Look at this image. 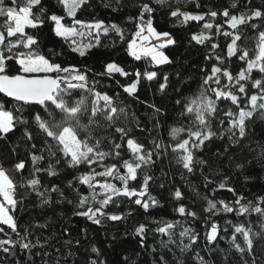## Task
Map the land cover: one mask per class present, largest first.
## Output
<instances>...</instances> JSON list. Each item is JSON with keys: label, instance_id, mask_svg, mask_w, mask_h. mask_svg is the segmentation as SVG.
<instances>
[{"label": "snow or ice", "instance_id": "obj_1", "mask_svg": "<svg viewBox=\"0 0 264 264\" xmlns=\"http://www.w3.org/2000/svg\"><path fill=\"white\" fill-rule=\"evenodd\" d=\"M58 3L63 6L66 16L72 19L71 26L62 23L64 16L53 13L42 18L37 15L33 9L41 6V0H0V93L17 102L16 111L19 113L14 115L13 112L5 110L4 105H0V140L9 139L8 134L15 131L17 124L25 125L23 139L28 142L32 152L31 171L25 186L40 199L41 207L53 203V193L59 198L57 202L62 200L68 204L73 203L66 195V191L71 190L76 207L80 209L75 214L96 225H101L104 220L124 221L127 216H131V211L127 214L118 213L117 210L122 204H135L147 213L150 208L159 205L149 192L150 182L154 178L148 170L156 163L154 157L159 158L171 148V151L176 153V163L192 174L197 164H206V161L194 158L193 150H202L206 141L217 136V131L213 130L214 126L219 130V138L227 136L231 144L239 145L246 137L248 123L264 120V8L255 7L252 0H248L246 10L240 11L239 14L231 11L238 7V0H233L228 8H214L197 13L185 11L181 7H172V0H140L137 16L129 17L137 30L127 43L128 55L137 61L141 60L142 55L150 56L155 65L171 63L168 56L156 47L138 48L137 45L138 39L148 40L149 36L145 33L157 38L170 37L169 33H158L153 28L154 14L160 9H168L171 17L182 18V24L202 22L201 32L193 34L191 39L200 45H204L206 41L210 42L205 60H215V63L205 65L201 69L203 77L198 94L186 98L183 102L181 99L175 101L177 105H182L181 116L187 117L189 121L187 128L170 129V138L177 143L165 145L153 139L151 148L132 135L134 128L143 132L145 127L139 121H134V128L129 126L133 121L130 120L125 107L118 105L115 97L97 90L96 81L89 85L86 71L62 67L59 63L50 61L39 50L37 37L26 32V29L40 28L45 20H48L54 22L55 35L65 40L75 36L94 37V44L89 42L72 48V51L78 52L81 57L86 55L84 49L99 46L101 36H107L109 32H114L122 42L124 41L123 30L115 23L105 25L102 20L87 22L75 18L77 11L84 8L88 0H58ZM153 4L158 7H153ZM195 7H202L199 0H195ZM44 11L41 6L40 13ZM218 17L222 19V23L216 22ZM224 25L231 31L225 30ZM246 25L253 31L259 29L255 37L256 47L252 50L255 53L253 56H250L249 49L243 46L245 37L239 30L241 26ZM220 36L225 38L226 55L216 51L220 49L221 53L224 52L215 39ZM72 43L77 44V41L73 40ZM175 43L172 38L167 41V44ZM166 46L162 44L159 47ZM233 58L238 62L236 72L229 67ZM62 73L66 75H61ZM114 73L125 77L134 75L137 78L129 86L123 87L125 93L136 99L138 97L135 93L140 79L143 77L151 81L157 76L155 71L142 73L136 70L129 73L114 62L107 63L104 72L97 75H107L111 78ZM164 81L165 83L160 85L162 92L167 87V76H164ZM146 106L153 108L156 114L161 111L154 104ZM156 126L158 122L154 125ZM184 133L186 138L181 139ZM103 144H109L110 147L104 150ZM258 147L260 156L264 158V144ZM224 151L227 152L228 149ZM106 160L115 162L106 164ZM61 162L65 165L67 175L71 174L67 170L79 171L82 165L88 170L67 180L65 189L54 183H43L42 174L47 177L60 176L57 166ZM14 167L23 172L26 162L20 160ZM236 167L243 169L244 165L240 163ZM97 168L103 170L98 171ZM98 178H103V181ZM204 180L206 187L215 184V181L207 176ZM112 181H118L119 186ZM130 182H137V186L131 185ZM159 186L163 188L164 184L160 183ZM15 187L0 163V253L5 257L15 256L17 250L31 254L33 248L45 246L39 237L33 243V232L29 228L26 227L23 232L19 230L14 213L22 201L18 202L14 198ZM217 190L232 193L233 199L231 202H225L206 197L207 207L204 211L211 214L208 220L221 213L245 217L247 226L245 222L234 223L231 219H226L223 231L228 233V226H231L233 231L228 241L230 250H234L242 258L243 264H255L257 243L264 241V196L248 200L244 194L231 186L227 179L213 188V195ZM173 196L177 201L183 199L179 189L175 190ZM110 206L113 208L112 212L107 211ZM174 210L180 217L185 218V223L188 217L192 220L199 218L195 211L187 209L183 204ZM253 214L261 218L258 228L247 219ZM208 220L204 222V238L207 245H212L220 235L219 225L212 222L209 226ZM152 223L157 224L156 233L167 237V240H161L164 247L176 243L175 229L182 227L177 244L181 253L193 251L196 264H207L200 252L195 251L193 247H199V233L194 229L184 227L180 220H153ZM149 230L143 222H139L134 229V234L140 237L139 243L142 247L145 234ZM65 243L72 244V241ZM75 243L79 244V241ZM91 252L97 257L100 255L96 247H92ZM261 254L264 255V249ZM249 256L253 257L251 262L247 259ZM227 258L225 255L226 260ZM161 260L168 264L163 256ZM0 264H3V260H0ZM85 264L103 262L85 257ZM177 264H182L179 258Z\"/></svg>", "mask_w": 264, "mask_h": 264}, {"label": "trees", "instance_id": "obj_2", "mask_svg": "<svg viewBox=\"0 0 264 264\" xmlns=\"http://www.w3.org/2000/svg\"><path fill=\"white\" fill-rule=\"evenodd\" d=\"M232 2L233 0H199L202 7L196 8L195 0H187V3L185 0H179V2L172 0V7H181L185 11L197 13L207 12L214 8H228ZM247 3L248 0H238V7L231 9V11L234 14H239L240 11L246 10ZM252 3L255 7L264 8V0H252ZM41 6L45 10L42 14L40 13ZM41 6L33 9L37 15H41L42 18L53 13L64 16V24L71 26L72 19L66 16L63 6L58 3V0H41ZM153 7L158 6L153 4ZM139 10L140 0H88L87 5L77 11L75 18L87 22L102 20L105 25L115 23L123 30L125 39L122 42L114 32H109L107 36H101L99 46L87 49L86 55L83 57L78 52L72 51L73 47H77L76 44L72 43L74 37L65 40L55 35L53 31L54 22L45 20L40 28L26 29V32L37 37L39 50L50 61L59 63L62 67H74L81 72L86 71L89 85L96 81L98 82L97 90L115 97L118 105L125 107L130 120L133 121L129 126L134 128V121H139L145 127L143 132L134 128L132 133L140 142L149 148L152 147L151 141L153 139L165 145L175 144L177 141L170 138V129L189 126L187 117L180 114L182 105H177L175 101L181 99L183 102L186 98L198 94L203 77L201 69L205 65L210 66L215 63V60H205L210 42L206 41L204 45H200L191 39L193 34L201 32L202 22L201 24L196 22L182 24L180 22L182 18L171 17L168 14V9H160L154 14L153 27L158 32H168L176 41L175 44H169L164 48L171 63L155 65L150 56L142 57L139 61L135 60L127 52V43L137 30L129 17H136ZM216 22L222 23L223 21L218 17ZM254 22L260 23L259 21ZM224 28L231 31L227 25H224ZM239 30L245 37L243 46L249 49L250 56H253L255 53L252 50L256 47L255 37L259 29L253 31L246 25L241 26ZM84 39L88 44L89 42L95 43L94 37L85 36ZM215 39L224 49L222 53L220 49L216 51L226 55L225 38L220 36ZM112 62L129 73L136 70H140L142 73L155 71L157 76L151 81L143 77L140 79L135 93V96L138 97L136 99L123 91V87L129 86L137 79L134 75L125 77L114 73L111 78L107 75H97L104 72L107 63ZM229 67L233 72L238 71V62L235 58ZM61 75L66 74L62 73ZM164 76L168 77V81L167 87L162 92L160 85L165 83ZM148 104H154L160 108V113L156 114L153 108L146 106ZM0 105H4L5 110L13 112L14 115H19L16 111L17 102L2 93H0ZM157 122L158 126L154 127ZM225 126L227 127V125ZM24 128L25 125L17 124L15 131L8 134L9 139L0 140V158H2L0 163L5 168L14 166L20 160L26 162L23 172L17 171L18 186L24 194L22 198L17 200L18 202L22 201V203L19 204L14 215L18 221L19 230L23 232L26 227L29 228L33 232V243L39 237L45 246L33 248L31 254L17 250L15 256L5 257L3 253H0V260H3V264H85V257L98 259L103 264H164L161 256L168 264H177V258L182 264H196L193 251L181 253L177 247L180 240L179 232L182 227L178 226L175 229L176 243L164 247L161 240H167V237H162L155 232L157 224L152 223L153 220H180L184 227H191L198 232L199 247H193L195 251L200 252L207 264H243L242 258L234 250H230L228 241L233 229L228 226V233H225L223 229L226 219H231L234 223L245 222L247 226L246 218L221 213L208 220L211 214L206 213L204 208L207 207L206 197L231 202L232 193L226 190H217L213 195V188L225 179L239 193L244 194L248 200H254L257 196H264V158L260 156L258 147V145L264 144V120L249 122L246 137L240 141L239 145L231 144L227 136L219 138V130L214 126L213 130L217 131V136L206 141L202 150H193L194 158L196 160L202 159L206 161V164H197L192 174H189L181 165L176 163V153H173L171 148L159 158L154 157L156 163L148 170L154 178L150 182L149 192L156 198L159 205L150 208L145 213L142 208L135 204H122L117 210L118 213L127 214L128 211H131V216H127L124 221L118 222L104 220L101 225L93 224L85 217L75 214L80 209L76 207V200L71 190H67L66 195L68 199L73 200V203L68 204L62 200L57 202L59 198L53 193V203L40 206V199L31 192L29 187L25 186L31 171L32 152L28 142L23 139ZM183 138H186V133L181 135V139ZM37 143L39 147V142ZM109 147V144H103L104 150ZM224 149H228V151L225 152ZM45 155L47 154L45 153ZM114 162L111 160L104 161L106 164ZM240 163L244 165L243 169H237L236 165ZM57 167L60 170V176L47 177L46 174H42L44 177L42 182L57 184L62 189L66 188L67 180L73 179L75 176H79L81 172L88 170L86 166L82 165L79 171L67 170L71 173L67 175L63 162ZM94 167L96 166L94 165ZM97 170L103 169L97 168ZM201 171H203V175H201ZM205 176L215 181V184L206 187ZM246 177L248 178L246 179ZM98 179L103 181V178ZM112 182L119 186L118 181ZM160 183L164 184L163 188L159 186ZM130 184L137 186V182H130ZM176 189L182 192V200L177 201L174 198L173 193ZM180 204L195 211L199 218L192 220L188 217L185 223V218L180 217L174 210ZM107 211L112 212L113 208L110 206ZM247 219H250L253 225L258 228L260 217L253 214ZM206 220H208L209 226L212 222L219 225L220 235L217 242L212 245H207L204 238V222ZM139 222L145 223L150 229L145 234L143 247L139 243L140 237L134 234V229ZM39 225H46V227L41 228ZM13 238L15 239V236ZM68 240H71L72 244H66L65 241ZM77 240L79 244L75 243ZM92 247L99 249L100 255L98 257L91 252ZM207 249L215 250L209 251ZM262 249H264V241L257 243L255 264H264ZM225 255L228 257L227 260ZM247 259L251 262L253 257L249 256Z\"/></svg>", "mask_w": 264, "mask_h": 264}, {"label": "rangeland", "instance_id": "obj_3", "mask_svg": "<svg viewBox=\"0 0 264 264\" xmlns=\"http://www.w3.org/2000/svg\"><path fill=\"white\" fill-rule=\"evenodd\" d=\"M193 13H196V12H193ZM62 23H64V22L62 21ZM76 27H77V29L79 30V26L77 25ZM153 28H154V27H153ZM156 32H158V31L156 30ZM158 33H165V32H158ZM166 33H168V32H166ZM146 34H147V33H146ZM85 36H86V35H85ZM85 36H75V37H74L73 40L77 41L76 46H78V45L83 46V45L88 44V42H86L85 39H84ZM148 36H149V38H148L147 41H144L143 39H138V40H137V45H138V47H139V48H140V47H156L158 51H162V52L167 56V54H166L165 51H164V48H165V47L160 48L159 46L162 45V44L169 45V44H167V41H168L169 38H172V36H171V35H170V37L160 36L159 38H157V37H155V36H152V35H150V34H148ZM84 50L86 51L87 48L84 49ZM117 65H118V64H117ZM118 66H119V65H118ZM6 171H7V170H5V172H6ZM6 174H7V172H6ZM7 176L13 181V179H12L8 174H7ZM13 183H14V181H13ZM15 188H16V187H15ZM15 191H16V190H15ZM15 191H14V196H15V193H16ZM0 202H2V198H0Z\"/></svg>", "mask_w": 264, "mask_h": 264}, {"label": "crops", "instance_id": "obj_4", "mask_svg": "<svg viewBox=\"0 0 264 264\" xmlns=\"http://www.w3.org/2000/svg\"><path fill=\"white\" fill-rule=\"evenodd\" d=\"M145 34H146V33H145ZM146 35H148V34H146ZM138 48H139V47H138ZM142 57H145V56L142 55ZM4 170H7V171H6L7 174L13 179L14 184H15V186H16V188H15V190H16L15 192H16V193H15L14 198H15L16 200H18L19 198H22L24 193H22V191H20L19 186H18L17 170L15 169L14 166H8V167H5Z\"/></svg>", "mask_w": 264, "mask_h": 264}]
</instances>
